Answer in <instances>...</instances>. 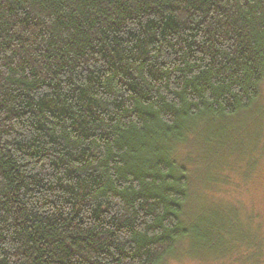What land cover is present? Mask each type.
Returning <instances> with one entry per match:
<instances>
[{
  "label": "trees",
  "instance_id": "obj_1",
  "mask_svg": "<svg viewBox=\"0 0 264 264\" xmlns=\"http://www.w3.org/2000/svg\"><path fill=\"white\" fill-rule=\"evenodd\" d=\"M263 82L264 0H0V264H264L176 154Z\"/></svg>",
  "mask_w": 264,
  "mask_h": 264
},
{
  "label": "rangeland",
  "instance_id": "obj_2",
  "mask_svg": "<svg viewBox=\"0 0 264 264\" xmlns=\"http://www.w3.org/2000/svg\"><path fill=\"white\" fill-rule=\"evenodd\" d=\"M197 127L193 138L176 150L180 163L192 169L193 187L185 219L198 220L202 215L213 219L214 209L224 207L221 222L232 227L229 222L236 214L240 219L236 224L252 227L264 242V82L251 111ZM195 252L185 240L162 264H236L228 255Z\"/></svg>",
  "mask_w": 264,
  "mask_h": 264
}]
</instances>
